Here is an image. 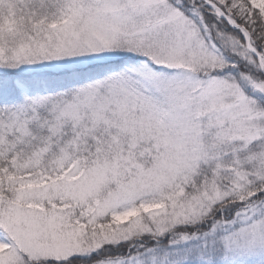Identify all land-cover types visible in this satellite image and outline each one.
I'll return each mask as SVG.
<instances>
[{"label": "snow or ice", "instance_id": "1", "mask_svg": "<svg viewBox=\"0 0 264 264\" xmlns=\"http://www.w3.org/2000/svg\"><path fill=\"white\" fill-rule=\"evenodd\" d=\"M0 264H264V0H0Z\"/></svg>", "mask_w": 264, "mask_h": 264}]
</instances>
